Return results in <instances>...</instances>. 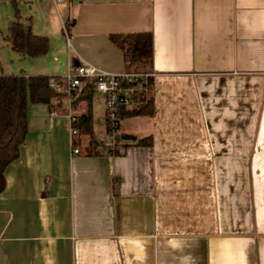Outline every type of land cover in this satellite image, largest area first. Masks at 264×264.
<instances>
[{
    "label": "crops",
    "instance_id": "crops-1",
    "mask_svg": "<svg viewBox=\"0 0 264 264\" xmlns=\"http://www.w3.org/2000/svg\"><path fill=\"white\" fill-rule=\"evenodd\" d=\"M29 3L34 35L49 41L53 14L68 25L67 69L124 73L110 36L150 33L151 114L120 116L110 141L103 98L92 90L88 108L83 94L74 127L89 111L97 155L80 131L73 155L65 103L29 105L4 172L0 264H264V0ZM47 54L0 76L55 77Z\"/></svg>",
    "mask_w": 264,
    "mask_h": 264
},
{
    "label": "trees",
    "instance_id": "trees-1",
    "mask_svg": "<svg viewBox=\"0 0 264 264\" xmlns=\"http://www.w3.org/2000/svg\"><path fill=\"white\" fill-rule=\"evenodd\" d=\"M14 8V20L8 24L5 40L11 51L23 58L34 60L49 51L46 37L34 35L29 25L20 21L17 0H8ZM68 26V25H67ZM65 26V27H67ZM110 41L121 51L126 72H149L153 43L150 33L111 35ZM59 77L49 76H0V194L5 189L4 172L19 158L20 147L28 133L27 108L29 105H43L48 109L60 107L63 95L50 87ZM87 107H90L92 89H84ZM151 101L134 111H122V115L151 114ZM91 114L88 111L79 117L77 129L89 137L86 155H97V144L92 138ZM150 139L140 140L137 145L148 146Z\"/></svg>",
    "mask_w": 264,
    "mask_h": 264
},
{
    "label": "built area",
    "instance_id": "built-area-1",
    "mask_svg": "<svg viewBox=\"0 0 264 264\" xmlns=\"http://www.w3.org/2000/svg\"><path fill=\"white\" fill-rule=\"evenodd\" d=\"M60 2V0H55ZM69 46V40L67 39ZM153 74L150 72H124L120 74L100 70L90 65L70 66L67 73L50 87L63 95L66 105V117L70 124V145L73 155L79 154L74 146L78 131L74 127L77 118L72 105L83 95L84 89L91 88L94 94L101 96L105 106V124L111 141L120 124L122 111H134L145 106L149 100V87ZM59 107L48 110L49 116H57Z\"/></svg>",
    "mask_w": 264,
    "mask_h": 264
},
{
    "label": "rangeland",
    "instance_id": "rangeland-1",
    "mask_svg": "<svg viewBox=\"0 0 264 264\" xmlns=\"http://www.w3.org/2000/svg\"><path fill=\"white\" fill-rule=\"evenodd\" d=\"M29 1L32 0H20L17 4L19 9V14L21 16L27 15L28 18L33 17L34 22L37 23V17L33 15L34 11L33 8L31 9ZM33 12V13H32ZM37 14V13H36ZM14 15V8L13 5L8 0H0V71H2L5 75H12L15 73H28L31 68H34V65L26 59L20 57L18 54L11 51L8 42L5 40L7 35V28L8 24L11 20V16ZM52 21V30L49 32L51 36L49 38V51L46 57H44L45 66H48L47 71L53 72V76L55 77H63L67 73V52H66V37L68 35V26L62 28L60 25L57 17L53 14L51 19ZM39 31V30H36ZM38 35L44 36L42 32H38ZM62 40V42L60 41ZM53 57H57L54 61L52 60ZM99 99V98H98ZM99 101V100H98ZM98 105V106H97ZM35 106V105H34ZM96 108H100V104L96 101L95 103ZM33 112L37 107H30ZM32 113V112H31ZM98 113V112H97ZM44 117H47V113L43 114ZM95 124H99L96 123ZM84 141L80 144H77V147L83 152ZM75 146V144H74Z\"/></svg>",
    "mask_w": 264,
    "mask_h": 264
}]
</instances>
